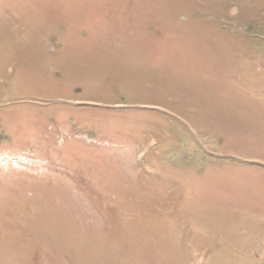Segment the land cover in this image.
<instances>
[{"label": "rangeland", "instance_id": "obj_1", "mask_svg": "<svg viewBox=\"0 0 264 264\" xmlns=\"http://www.w3.org/2000/svg\"><path fill=\"white\" fill-rule=\"evenodd\" d=\"M0 264H264V0H0Z\"/></svg>", "mask_w": 264, "mask_h": 264}]
</instances>
